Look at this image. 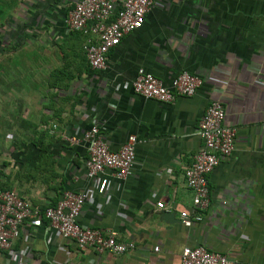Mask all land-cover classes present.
I'll return each instance as SVG.
<instances>
[{"label": "crops", "instance_id": "crops-1", "mask_svg": "<svg viewBox=\"0 0 264 264\" xmlns=\"http://www.w3.org/2000/svg\"><path fill=\"white\" fill-rule=\"evenodd\" d=\"M78 1L0 0V187L33 212L0 264H180L182 249L198 245L229 264H264V0H153L103 71L85 59L89 34L64 26ZM139 69L167 86L185 71L201 85L171 104L146 100L132 90ZM213 101L236 141L208 176L202 220L188 228L180 213H192L193 194L183 174ZM92 126L112 151L136 137L125 181L88 178L86 145L65 141ZM66 191L86 194L82 227L113 231L134 249L98 254L61 238L41 214Z\"/></svg>", "mask_w": 264, "mask_h": 264}, {"label": "built area", "instance_id": "built-area-1", "mask_svg": "<svg viewBox=\"0 0 264 264\" xmlns=\"http://www.w3.org/2000/svg\"><path fill=\"white\" fill-rule=\"evenodd\" d=\"M152 4L153 0H80L67 14L64 26L72 33L89 34L84 48L85 59L90 69L103 71L107 67L109 51L117 47L126 35L142 27ZM200 85L201 80L197 76L185 71L178 73L167 86L162 80L139 69L132 90L143 99L171 104L177 97H192ZM225 115L221 102L213 101L198 122L201 148L193 155L183 174L185 186L193 194L192 213H180V224L184 227L189 228L202 220L201 213L210 204L208 176L220 160L230 156L234 150L236 129L224 124ZM65 141L72 145L79 142L86 145L88 178L108 172L110 178L125 181L131 175L137 144L135 136H129L116 151L108 148L96 126L85 131L80 139L69 137ZM86 198L85 193L66 191L41 216L61 238L73 241L79 250L92 249L98 254L107 252L115 255L133 250V243L119 242L113 231L82 227L78 223ZM156 207L163 209L164 204L159 202ZM32 215L27 200L15 191L0 189V252L11 250L19 239L21 225ZM154 251L157 252L158 247ZM180 264H229V259L202 245L185 246Z\"/></svg>", "mask_w": 264, "mask_h": 264}, {"label": "trees", "instance_id": "trees-1", "mask_svg": "<svg viewBox=\"0 0 264 264\" xmlns=\"http://www.w3.org/2000/svg\"><path fill=\"white\" fill-rule=\"evenodd\" d=\"M0 189L7 190V189H4V188H2V187H0Z\"/></svg>", "mask_w": 264, "mask_h": 264}]
</instances>
